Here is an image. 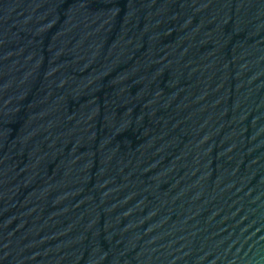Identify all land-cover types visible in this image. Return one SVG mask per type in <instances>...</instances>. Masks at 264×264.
I'll return each instance as SVG.
<instances>
[{"label":"water","instance_id":"obj_1","mask_svg":"<svg viewBox=\"0 0 264 264\" xmlns=\"http://www.w3.org/2000/svg\"><path fill=\"white\" fill-rule=\"evenodd\" d=\"M0 264H264V0H0Z\"/></svg>","mask_w":264,"mask_h":264}]
</instances>
